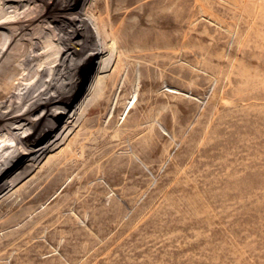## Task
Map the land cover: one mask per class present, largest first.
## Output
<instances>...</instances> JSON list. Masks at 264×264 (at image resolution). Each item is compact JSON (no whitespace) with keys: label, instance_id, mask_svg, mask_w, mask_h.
I'll return each instance as SVG.
<instances>
[{"label":"rangeland","instance_id":"1","mask_svg":"<svg viewBox=\"0 0 264 264\" xmlns=\"http://www.w3.org/2000/svg\"><path fill=\"white\" fill-rule=\"evenodd\" d=\"M24 2L12 28L43 36L0 42L3 139L68 103L91 39L81 6L119 35L135 25L136 40L160 31L166 43L162 62L135 58L121 75L105 63L112 92L100 86L44 155L17 166L0 223L23 216L0 231V264H264V0ZM100 93L101 107L120 101L113 124L111 108L84 113Z\"/></svg>","mask_w":264,"mask_h":264},{"label":"bare ground","instance_id":"2","mask_svg":"<svg viewBox=\"0 0 264 264\" xmlns=\"http://www.w3.org/2000/svg\"><path fill=\"white\" fill-rule=\"evenodd\" d=\"M30 1L32 0H27V2ZM130 2L131 0H128L127 4H130ZM25 4V2L20 3V0L3 1V5H1L0 7V42L13 38L15 35H17L19 38H27L29 39V41L32 39V37H35L38 39V41H41L39 38L40 36H43L42 30L39 29L38 32L35 34V30L32 27L23 29L22 27L17 26L15 29H13L11 24L12 20L7 17V14L14 12L16 13L18 10L23 8ZM90 11L89 8H84V6H81V12L79 11V14L83 19V27L85 28V34L89 35L91 39L90 41H88L89 46L86 48V50L84 52L83 50H80V55L82 53L83 61L80 67L78 68L79 71L77 73V76L75 75L74 79V81L77 82V86L75 87V91L69 98L66 106L58 110L59 113L55 116L53 120H48V117H43L44 119H41L37 131L27 137L25 135L26 131H17L14 129H11L9 131V133H11V136H9L8 138L3 139L2 137H0V144H4L2 145V147L4 146L3 149L0 150V162L7 160L6 158H13L14 156L21 154L25 149L27 150L24 154L17 157V159L12 162V165L9 166L5 171L0 172V201L5 199L8 196V193L12 189V187L16 185L15 180L20 177V175H18L20 171L17 169V166H19V164H21L23 160H26L30 156H35L36 159H38L41 157V155H44V153L53 146V141L55 140V138L62 136L67 130V128L71 126L73 120H75L79 116L81 111L86 107L87 102L89 101L88 97L92 96V94H94L100 86L103 87L104 94L105 92H107L108 95L112 92V88L108 89L112 86V84L109 83L106 77L109 69L110 71L114 73L116 71L118 74L121 75L123 74V71L125 69L127 70V72L133 70L135 58H153V56H156L159 62L163 61L162 56L165 52L164 48L166 42L165 39L162 37V33L160 31H155L154 33L152 32L153 34L147 33L145 34V38L143 40L138 41V39L136 40V38H139V36H141L139 26L135 27V25H133L130 30L124 32V34L122 35H119L114 32V28L112 27V25L102 24L101 21L95 18V16L92 15ZM6 27H9V34L8 32L2 31V29L4 30V28ZM41 27L42 25L40 26V28ZM45 27L47 29V32L45 31V34H47V38L50 39L53 35V26L47 24ZM19 29L20 31H18ZM123 46L127 47L125 52L121 51ZM14 47L16 46L14 45ZM11 51L10 54H12ZM58 58L59 59L56 62L60 64L61 55H58ZM44 60L46 59H43V61ZM86 62L87 64L82 67V65ZM105 63L109 68L105 72L106 74L103 72L101 73L100 71L101 68L105 65ZM144 65L145 64L141 65V67ZM46 67L47 64H45L44 62L38 65V76H40V73L44 71ZM16 72H19L18 68ZM49 72L50 71L47 72L48 75L44 78L50 79L52 77ZM121 85L122 86H120L119 94L125 89V83H122ZM101 94L102 97L100 98L99 96ZM104 94H98L99 96L97 97V99L93 101V103L88 108H86V111L84 113H90L94 112L95 110L98 111L99 109H101V114L106 115L109 114L111 108L109 123L113 124L114 118L120 107V101L118 99L113 105L112 99L105 95L106 103L105 106L101 107L100 101L104 97ZM64 100L65 99L63 97L62 100L59 101V103L57 100L56 101L57 104L62 105L61 102H64ZM52 105L53 103L48 104V106L44 107L43 111L39 112V114H44V112H47V110L50 109ZM39 106L40 105H38V107ZM32 109L33 108L31 107L29 108V110ZM19 114L21 115L22 113H18L15 119L20 117ZM82 123H84V119L80 121V124ZM14 124L15 123H12L11 126H14ZM51 124H55V126L57 125V128L55 129L56 131L53 135L49 137V140L42 142L41 140L44 139V137L49 132L47 125ZM18 139L19 142H17ZM27 196L32 199L31 201H33L34 198L37 197L34 195V193H28ZM22 216L23 213H15L10 219L3 220L0 223V231L8 230L9 227L18 224Z\"/></svg>","mask_w":264,"mask_h":264}]
</instances>
